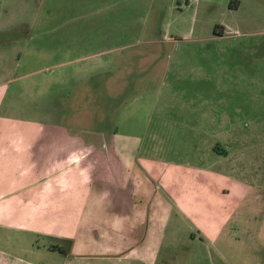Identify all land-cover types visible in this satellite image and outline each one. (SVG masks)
<instances>
[{"label":"rangeland","instance_id":"obj_1","mask_svg":"<svg viewBox=\"0 0 264 264\" xmlns=\"http://www.w3.org/2000/svg\"><path fill=\"white\" fill-rule=\"evenodd\" d=\"M135 1L0 0V27L26 38L15 46L34 36L63 60L62 33L143 28L142 42L135 32L134 44H118L111 58L131 63L112 73L116 92L125 74L131 82L116 129L143 139L142 192L165 206L150 264H264V0H153L147 10L131 9ZM13 48L0 52L9 58ZM133 199L134 210H152L144 197ZM151 229L140 228L137 241L154 238ZM64 264L142 263L66 256Z\"/></svg>","mask_w":264,"mask_h":264},{"label":"crops","instance_id":"obj_2","mask_svg":"<svg viewBox=\"0 0 264 264\" xmlns=\"http://www.w3.org/2000/svg\"><path fill=\"white\" fill-rule=\"evenodd\" d=\"M135 2L131 9L147 10L154 1ZM135 29L62 33L63 60L57 49H40L34 36L15 46L26 38L0 27V51L13 44L19 50L9 58L0 52V264H64L66 256L150 264L160 253L165 206L142 192L143 139L116 129L131 82L125 74L124 88L115 91L112 73L129 60L114 62L111 53L134 44ZM79 34L92 37L82 41ZM136 195L153 204L155 215L147 205L134 210ZM144 226H152L154 238L138 242Z\"/></svg>","mask_w":264,"mask_h":264}]
</instances>
